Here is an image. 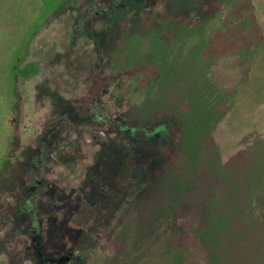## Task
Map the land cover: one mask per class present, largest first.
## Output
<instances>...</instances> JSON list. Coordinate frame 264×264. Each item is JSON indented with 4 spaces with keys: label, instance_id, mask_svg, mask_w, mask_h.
Returning <instances> with one entry per match:
<instances>
[{
    "label": "rangeland",
    "instance_id": "obj_1",
    "mask_svg": "<svg viewBox=\"0 0 264 264\" xmlns=\"http://www.w3.org/2000/svg\"><path fill=\"white\" fill-rule=\"evenodd\" d=\"M0 264H264V0H0Z\"/></svg>",
    "mask_w": 264,
    "mask_h": 264
},
{
    "label": "trees",
    "instance_id": "obj_2",
    "mask_svg": "<svg viewBox=\"0 0 264 264\" xmlns=\"http://www.w3.org/2000/svg\"><path fill=\"white\" fill-rule=\"evenodd\" d=\"M38 73H39V66L33 62L28 63L26 65H19L16 69V72H15L14 81H15L16 85L21 86L29 78H31L35 75H38ZM245 84H247V82Z\"/></svg>",
    "mask_w": 264,
    "mask_h": 264
}]
</instances>
